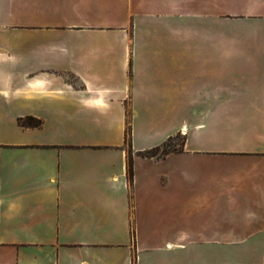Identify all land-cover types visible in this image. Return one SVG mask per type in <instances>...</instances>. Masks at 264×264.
<instances>
[{
	"label": "crops",
	"instance_id": "crops-1",
	"mask_svg": "<svg viewBox=\"0 0 264 264\" xmlns=\"http://www.w3.org/2000/svg\"><path fill=\"white\" fill-rule=\"evenodd\" d=\"M0 264H264V0H0Z\"/></svg>",
	"mask_w": 264,
	"mask_h": 264
},
{
	"label": "trees",
	"instance_id": "trees-1",
	"mask_svg": "<svg viewBox=\"0 0 264 264\" xmlns=\"http://www.w3.org/2000/svg\"><path fill=\"white\" fill-rule=\"evenodd\" d=\"M20 124L25 127H37L42 125V120L38 119L33 116L25 117V118H20L19 120ZM131 129L128 128L127 130V143L131 147ZM171 139H169L166 143H164L161 146L155 147L153 149L147 150L146 152H142V155H147V156H157V157H162L165 156L167 153L175 150V149H167V145L169 144L168 142ZM133 176H134V168H133V158L130 154L129 156V162H128V177L130 179V182L133 181Z\"/></svg>",
	"mask_w": 264,
	"mask_h": 264
},
{
	"label": "rangeland",
	"instance_id": "rangeland-1",
	"mask_svg": "<svg viewBox=\"0 0 264 264\" xmlns=\"http://www.w3.org/2000/svg\"><path fill=\"white\" fill-rule=\"evenodd\" d=\"M184 142V137L182 135H178L174 138H172L166 146L167 149H176V148H181L182 144Z\"/></svg>",
	"mask_w": 264,
	"mask_h": 264
}]
</instances>
